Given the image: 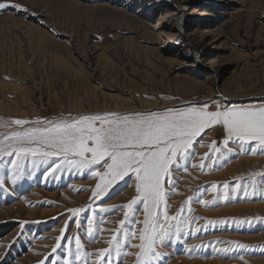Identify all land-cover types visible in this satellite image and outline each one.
<instances>
[{"label":"rangeland","instance_id":"374dc122","mask_svg":"<svg viewBox=\"0 0 264 264\" xmlns=\"http://www.w3.org/2000/svg\"><path fill=\"white\" fill-rule=\"evenodd\" d=\"M0 3V123L264 107V0ZM225 138L222 125L205 130L172 166L166 211L177 219L150 264H264V147ZM54 160L0 156V264H137L143 204L127 220L122 207L136 195L134 175L95 196L92 172L104 168L56 171Z\"/></svg>","mask_w":264,"mask_h":264},{"label":"snow or ice","instance_id":"6c2138e0","mask_svg":"<svg viewBox=\"0 0 264 264\" xmlns=\"http://www.w3.org/2000/svg\"><path fill=\"white\" fill-rule=\"evenodd\" d=\"M7 6L0 3V9ZM11 7L19 9L22 6L12 4ZM10 124L28 126L0 133V156L15 155L17 158H26L30 155L42 161L56 158L62 161H53L56 171L65 165L77 169L100 166L105 171L92 172L101 181L96 186L95 196L103 195L117 181L124 180L130 174L134 175L136 195L122 207L128 209L124 213L127 220L129 212L134 211L133 206L137 203L143 204L144 226L138 236L141 242L133 245L140 249L137 264H150L149 258L159 255L155 251L156 244L162 243L171 234L168 221L176 220L177 217L168 216L164 185L168 183L175 187L172 166L177 164L178 157L186 160L194 154L193 145L198 143L197 138H202L205 130L222 125L226 133L223 141L225 146L235 138L242 143L256 141L259 146L264 147V107L217 106L215 111H210L205 104L168 108L147 114H86L49 121L39 118L35 121L15 119ZM10 124L0 123V127H10ZM211 147L214 152L220 151L215 142ZM208 158L212 159L211 156ZM247 194L245 191V195ZM162 206L164 210L161 212ZM70 211L75 215L79 210ZM125 220H121L120 225H124ZM176 230L179 231L178 225ZM88 231L91 234V221ZM63 236L64 230H61V237L56 238L57 247L60 246ZM129 236L136 237V233H124L125 239ZM113 241H117L116 235L109 243ZM75 243L79 251L81 243L78 237ZM115 247L119 252L120 245L117 243ZM109 251L100 249L98 256L104 257ZM40 264L44 262L41 261Z\"/></svg>","mask_w":264,"mask_h":264}]
</instances>
